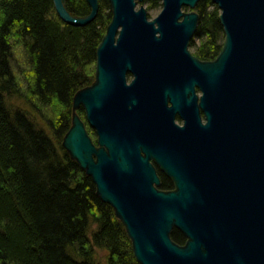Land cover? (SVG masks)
Listing matches in <instances>:
<instances>
[{
	"label": "water",
	"instance_id": "water-1",
	"mask_svg": "<svg viewBox=\"0 0 264 264\" xmlns=\"http://www.w3.org/2000/svg\"><path fill=\"white\" fill-rule=\"evenodd\" d=\"M107 1L95 83L72 102L96 143L74 116L63 148L125 227L138 264H264V0H211L224 33L213 62L188 51L198 15L181 7L199 0H161L151 21L136 0ZM86 2L77 18L53 0L72 27L95 20L98 0ZM150 160L172 190L155 187Z\"/></svg>",
	"mask_w": 264,
	"mask_h": 264
},
{
	"label": "trees",
	"instance_id": "trees-1",
	"mask_svg": "<svg viewBox=\"0 0 264 264\" xmlns=\"http://www.w3.org/2000/svg\"><path fill=\"white\" fill-rule=\"evenodd\" d=\"M157 1L142 4L151 9ZM63 2L72 17L89 14L86 0ZM98 6L93 22L72 27L59 19L53 0H0V264H101L98 250L105 264H138L125 227L62 146L73 114L82 111L73 110V97L95 82L96 49L111 20L109 2ZM194 11L190 47L211 62L224 44L219 11L211 0H199ZM20 53L28 72L23 98L45 129L6 103L21 93ZM157 174L158 188L172 190L171 179ZM170 238L186 242L175 229Z\"/></svg>",
	"mask_w": 264,
	"mask_h": 264
},
{
	"label": "rangeland",
	"instance_id": "rangeland-1",
	"mask_svg": "<svg viewBox=\"0 0 264 264\" xmlns=\"http://www.w3.org/2000/svg\"><path fill=\"white\" fill-rule=\"evenodd\" d=\"M136 5H135V9L137 10L138 8L140 7H143L146 11V15H147V19L149 21L153 20L161 11V8H162V3H161V0L157 1V3L154 5L153 8L149 9L147 7L146 4H142V2H139V1H136L135 2ZM185 12L189 11V12H194L192 11L191 8H187V10H184ZM219 11V10H218ZM108 12H112L111 9H109ZM224 36V34H223ZM224 43V41H223ZM188 51L191 53V55H193L194 53V49L192 47H190V43H189V46H188ZM22 53H20V65H21V69L20 68H17L16 70V79H17V82L20 86V90H21V93L18 94V92L16 94H13V96H6V103H7V106L11 107V108H15V109H21V110H24L26 112V114H28L30 116V118L38 125V126H41L42 128L45 129V126L43 123H41V121L39 120V118L36 116V114L30 109V106L29 104L26 102V100L23 98L24 97V86L27 82V79L26 77L24 78V75L27 76L28 72L26 71L27 69V66L25 65L23 59H22V56H21ZM194 56V55H193ZM195 57V56H194ZM204 62V61H203ZM96 63V62H95ZM96 64L93 66V72H94V76L96 78ZM27 73H26V72ZM23 72V73H22ZM26 73V74H25ZM28 78V77H27ZM132 77H128L127 76V81H131ZM95 83V82H94ZM93 83V84H94ZM28 101V100H27ZM45 115H48V116H52L50 110H48L47 113H45ZM78 117L79 119H81L84 124H86L85 128L88 127L87 125V122H86V119H85V112L84 110L82 109V111L80 112V114L78 113H74L72 118L73 117ZM179 124H181V122L179 121L178 122ZM47 130V128H46ZM95 134V133H94ZM96 136V135H95ZM93 140V139H92ZM93 142V141H92ZM94 143V142H93ZM157 189L158 187L155 186ZM96 258L98 259V261L101 263V264H105V258H106V255L105 253H103L102 251H96Z\"/></svg>",
	"mask_w": 264,
	"mask_h": 264
},
{
	"label": "bare ground",
	"instance_id": "bare-ground-1",
	"mask_svg": "<svg viewBox=\"0 0 264 264\" xmlns=\"http://www.w3.org/2000/svg\"><path fill=\"white\" fill-rule=\"evenodd\" d=\"M138 9H139V8H138ZM138 9H137V10H138ZM194 9H195V7L192 8V11H194ZM217 9H218V8H217ZM137 10L135 9V11H137ZM184 10H187V8H185V7H181V12H182V13H189V11L185 12ZM194 12H195V11H194ZM220 12H221V11H219V14H220ZM195 13H196V12H195ZM111 17H112V14H111ZM110 21H111V20H110ZM223 34H224V33H223ZM189 43H190V42H189ZM223 45H224V44H223ZM222 48H223V47H222ZM221 51H222V50H221ZM221 51H220V53H221ZM220 53H219V54H220ZM219 54H218V56H219ZM218 56H217V57H218ZM197 59H198V58H197ZM216 59H217V58H216ZM198 60H199V59H198ZM199 61H200V60H199ZM213 61H214V60H213ZM213 61H211V62H213ZM202 62H203V61H202ZM201 95H202L201 92H199V93L196 92V96H197L198 98H199ZM88 127H89V126H88ZM90 129H91V128H90ZM141 156H142V157H145L144 154H143L142 152H141ZM151 161H152V160H150V164H152V162H153V161H152V162H151ZM153 164H155V163L153 162Z\"/></svg>",
	"mask_w": 264,
	"mask_h": 264
},
{
	"label": "flooded vegetation",
	"instance_id": "flooded-vegetation-1",
	"mask_svg": "<svg viewBox=\"0 0 264 264\" xmlns=\"http://www.w3.org/2000/svg\"><path fill=\"white\" fill-rule=\"evenodd\" d=\"M181 122V124H179L178 122ZM175 123L176 124H178L179 126H182V124H183V122L180 120V118L178 117V115H176V117H175ZM154 165V167H155V169H156V173H157V170H159V168L155 165V164H153ZM160 171V170H159ZM161 172V171H160ZM157 176H158V174H157ZM159 177V176H158ZM159 189V188H158Z\"/></svg>",
	"mask_w": 264,
	"mask_h": 264
}]
</instances>
